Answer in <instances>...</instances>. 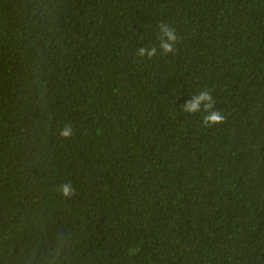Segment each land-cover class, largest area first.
Wrapping results in <instances>:
<instances>
[{"label":"trees","instance_id":"trees-1","mask_svg":"<svg viewBox=\"0 0 264 264\" xmlns=\"http://www.w3.org/2000/svg\"><path fill=\"white\" fill-rule=\"evenodd\" d=\"M0 264H264V0H0Z\"/></svg>","mask_w":264,"mask_h":264},{"label":"clouds","instance_id":"clouds-1","mask_svg":"<svg viewBox=\"0 0 264 264\" xmlns=\"http://www.w3.org/2000/svg\"><path fill=\"white\" fill-rule=\"evenodd\" d=\"M160 33H161V43L159 45L161 49L162 55H167L173 53L175 50V45L178 42L177 30L174 27L169 26L166 23H161L159 25ZM157 49L155 47L147 49V48H139L137 50L136 55L140 57H144L145 55L149 58L156 55ZM201 106H203V112L206 113L201 118L202 126L210 127L214 124H222L224 123L226 116L221 114L220 111H215V101L211 94V91L208 89L201 90L198 94L192 96L191 100L185 102L182 109L184 112L188 114H195L201 111ZM73 129L70 126H65L60 131V136L67 138L72 135ZM61 193L65 197H70L74 194V189L71 183H65L61 187Z\"/></svg>","mask_w":264,"mask_h":264}]
</instances>
